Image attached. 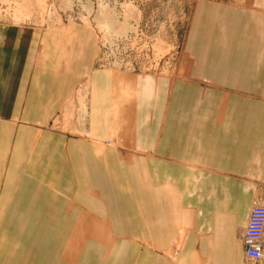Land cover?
<instances>
[{
  "label": "crops",
  "instance_id": "0c3cea01",
  "mask_svg": "<svg viewBox=\"0 0 264 264\" xmlns=\"http://www.w3.org/2000/svg\"><path fill=\"white\" fill-rule=\"evenodd\" d=\"M186 39L172 79L94 67L85 30L0 27V264H253L264 0H197ZM85 89V135L49 129Z\"/></svg>",
  "mask_w": 264,
  "mask_h": 264
},
{
  "label": "rangeland",
  "instance_id": "374dc122",
  "mask_svg": "<svg viewBox=\"0 0 264 264\" xmlns=\"http://www.w3.org/2000/svg\"><path fill=\"white\" fill-rule=\"evenodd\" d=\"M196 1L0 0V27L85 30L97 48L94 67L174 79L188 67L184 45ZM86 102V89L75 92L66 104L70 109L67 106L48 128L78 135L86 120ZM251 200L252 206L255 196ZM182 237L179 231L177 240ZM172 250L167 257L175 259L177 246Z\"/></svg>",
  "mask_w": 264,
  "mask_h": 264
},
{
  "label": "built area",
  "instance_id": "2783aa9c",
  "mask_svg": "<svg viewBox=\"0 0 264 264\" xmlns=\"http://www.w3.org/2000/svg\"><path fill=\"white\" fill-rule=\"evenodd\" d=\"M264 199L256 198L250 207L241 235V247L245 259L253 264L263 258Z\"/></svg>",
  "mask_w": 264,
  "mask_h": 264
}]
</instances>
